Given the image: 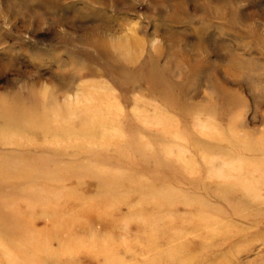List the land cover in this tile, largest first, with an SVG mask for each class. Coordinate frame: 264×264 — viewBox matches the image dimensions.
I'll list each match as a JSON object with an SVG mask.
<instances>
[{
	"label": "rangeland",
	"instance_id": "374dc122",
	"mask_svg": "<svg viewBox=\"0 0 264 264\" xmlns=\"http://www.w3.org/2000/svg\"><path fill=\"white\" fill-rule=\"evenodd\" d=\"M0 166V264H264V0H0Z\"/></svg>",
	"mask_w": 264,
	"mask_h": 264
},
{
	"label": "bare ground",
	"instance_id": "6f19581e",
	"mask_svg": "<svg viewBox=\"0 0 264 264\" xmlns=\"http://www.w3.org/2000/svg\"><path fill=\"white\" fill-rule=\"evenodd\" d=\"M231 162V161H230ZM211 169L209 170L210 172H209V176H211V177H213V176H216V175H218L219 177H221V178H223L224 179V181L221 183V185L222 186H226V187H236L237 189H239V190H241V192L242 193H244V194H250L251 192L252 193H255L256 192V189L253 187V184H252V182L251 181H253L254 179H256V178H258L259 177V179H262V178H264V173L262 174V173H260V175L258 176V177H253V176H250V175H243L241 172H240V170H239V168L238 167H235V166H233V168H230V167H224V168H218V169H215L213 166H211L210 167ZM4 172H5V169L4 168H2V166H0V176L2 175V174H4ZM6 174H10L11 172H5ZM33 173H31V172H29L27 175H32ZM103 174V172H97V175L98 176H101ZM15 175L16 176H18L16 173H14V171H12V173H11V176L12 177H15ZM52 178V177H51ZM30 192H32V191H30ZM229 195H231V194H229ZM254 198V197H253ZM252 198V199H253ZM258 198V197H257ZM259 199V198H258ZM263 199V198H262ZM97 203V202H96ZM104 206V205H103ZM195 218H197V219H195ZM154 219V218H153ZM211 220H213V221H215L216 219L215 218H208V217H205L203 214H202V212L200 213V212H195V214H194V217L192 218V221H191V223H192V225L195 227L196 225H197V222H200V224H201V226L202 227H204V226H209V222H211ZM217 222H219L218 220H216ZM155 222H157V221H155ZM160 225H159V223H158V228H156V229H154V231L153 232H151V233H154V234H156V235H164V234H166L167 233V225L169 224V222L167 221V219H163V218H161V220H160ZM163 222V223H162ZM144 223H145V225L148 227V229L150 228V226H151V224L153 225V222L151 223L150 221H149V218L147 217V218H144ZM4 224H6L5 226H4V231H5V228L6 227H9V226H16L15 225V223H12V222H10L9 221V223L7 224L6 222H3V223H0V227L2 226V225H4ZM218 224V223H217ZM84 228V227H83ZM159 228H160V231H158L159 230ZM14 229H16L15 227H14ZM89 229V228H88ZM219 230L218 231H216V229H209V234H228V233H230L229 232V230H224L223 232L221 231L222 230V228H218ZM0 230H1V228H0ZM3 231V232H4ZM7 232H8V228H7V230H6ZM148 231H150V230H148ZM195 231V230H194ZM204 237H206L207 238V236H204ZM69 241V240H68ZM183 248H185V249H187L186 247H184V245H183V247H181V250L184 252V250L185 249H183ZM191 254V253H190ZM189 256V257H188ZM188 256H187V258L189 259V261L191 260V259H193V257L194 256H192V255H189L188 254ZM222 258V257H221ZM150 262H152V261H148V263H150ZM188 262V261H187ZM147 263V264H148ZM227 264L226 262H224V263H221V262H219V261H213V264ZM121 264V263H120ZM150 264H152V263H150ZM154 264V263H153ZM190 264H196V262H194V263H191V261H190Z\"/></svg>",
	"mask_w": 264,
	"mask_h": 264
}]
</instances>
